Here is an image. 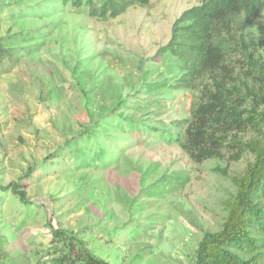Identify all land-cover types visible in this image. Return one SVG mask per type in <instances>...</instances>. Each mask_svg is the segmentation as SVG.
<instances>
[{
	"label": "rangeland",
	"instance_id": "rangeland-1",
	"mask_svg": "<svg viewBox=\"0 0 264 264\" xmlns=\"http://www.w3.org/2000/svg\"><path fill=\"white\" fill-rule=\"evenodd\" d=\"M53 1L0 0V41L16 52L0 65V184L21 183L33 202L0 190V264H58L56 228L107 264H192L204 232L223 226L233 177L253 159L193 161L180 120L194 93L141 82L162 79L156 53L201 0H151L106 20ZM247 34L264 60V9ZM115 114L160 131L122 132L108 121ZM91 129L103 132L107 162L92 140L86 150L73 141Z\"/></svg>",
	"mask_w": 264,
	"mask_h": 264
},
{
	"label": "trees",
	"instance_id": "trees-1",
	"mask_svg": "<svg viewBox=\"0 0 264 264\" xmlns=\"http://www.w3.org/2000/svg\"><path fill=\"white\" fill-rule=\"evenodd\" d=\"M150 2L55 0L53 5L106 20ZM263 9L264 0H201L185 9L173 23L169 42L156 53L163 60L162 65L157 64L162 79L141 78L150 92L164 87L169 94L173 89L194 93L189 116L180 120L184 125L181 146L193 161L201 163L226 155L231 161H239L247 153L253 155L243 173L233 177L236 193L227 201L222 228L204 232L192 264H264V60L247 34ZM28 35V31L21 32L23 39ZM14 55L13 46L0 41V65ZM152 95L137 96L136 101L149 100ZM120 104L129 105L126 98ZM145 119L115 114L108 121L122 132L132 127L140 132L160 131ZM162 127H168L172 135L170 125ZM84 134L73 140L75 145L81 144L86 150L92 140L96 155L107 162L110 147L103 146L99 137L103 132L91 129ZM0 190H10L24 205L33 204L19 182L0 184ZM54 243L58 264H107L78 235L56 228Z\"/></svg>",
	"mask_w": 264,
	"mask_h": 264
}]
</instances>
